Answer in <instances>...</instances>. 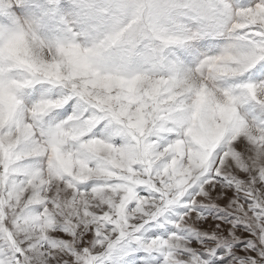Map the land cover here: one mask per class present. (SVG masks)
<instances>
[{
	"label": "snow or ice",
	"instance_id": "snow-or-ice-1",
	"mask_svg": "<svg viewBox=\"0 0 264 264\" xmlns=\"http://www.w3.org/2000/svg\"><path fill=\"white\" fill-rule=\"evenodd\" d=\"M0 264H264V0H0Z\"/></svg>",
	"mask_w": 264,
	"mask_h": 264
}]
</instances>
